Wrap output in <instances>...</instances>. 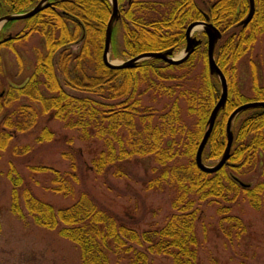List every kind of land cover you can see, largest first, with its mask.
Returning a JSON list of instances; mask_svg holds the SVG:
<instances>
[{
    "label": "trees",
    "instance_id": "1",
    "mask_svg": "<svg viewBox=\"0 0 264 264\" xmlns=\"http://www.w3.org/2000/svg\"><path fill=\"white\" fill-rule=\"evenodd\" d=\"M39 1L0 0V17L24 13ZM50 2L49 7L34 16L13 21L23 24L22 40L33 33L39 35L43 51L35 50V64L23 84L0 90V152L8 147L14 133L31 130L39 115L53 112L65 128L79 130L80 141L95 138L102 142L103 150L91 160V168L97 175L111 173L114 178H121L125 162L133 157L153 156L160 169L146 181L145 188L160 193L166 187L171 188L174 194L170 206L176 213L161 229L138 233L118 225L115 217L98 207L86 192H81L71 205L55 209L26 188L22 197L33 224L48 230L61 224L59 235L78 247L81 264H108L112 248L120 250L126 243L144 244L149 254L169 255L172 264H199L196 198L198 201L220 199L230 204L243 196L250 207L264 214V108L245 110L235 118L229 159L216 173H203L197 169L194 157L210 111L220 95L218 79L208 72L205 37H201L202 44L182 64L151 59L130 69H110L102 60L104 33L111 15L109 0ZM117 2L119 18L113 29L122 30V55L128 58L181 49L185 44L186 26L203 20L204 15L221 32L214 58L226 77L228 96L202 152L204 162L215 163L226 146L225 126L229 115L246 102H264V78L254 62L251 63L250 97L241 93L235 79L236 63L264 34V0H254V13L245 28L236 25L248 14V0ZM5 27L6 24L0 30V40ZM16 39L4 41L0 47L10 46ZM72 46L77 49L73 51ZM198 56L203 70L193 76L192 61ZM173 72L181 74L172 75ZM176 80L190 85V90L179 92L184 110L178 99L166 104L161 113L142 104L143 97L151 102L164 97L171 99L175 87L169 84ZM51 139L52 133L43 129L37 141ZM27 149L19 148L20 151ZM176 158L180 161L174 162ZM69 159L73 161L71 156ZM257 168L263 170L260 172L263 180L255 185L244 183L242 178ZM31 169L49 170L41 166ZM52 173L51 191L73 197L74 185L79 184V179L73 175L68 180L57 171ZM8 178L14 185L10 210L22 220L24 215L15 190L22 179L13 168L8 171ZM222 210H219L222 220L236 235L243 232L241 220L225 215L228 209ZM134 262L145 264L147 255L136 253Z\"/></svg>",
    "mask_w": 264,
    "mask_h": 264
},
{
    "label": "rangeland",
    "instance_id": "2",
    "mask_svg": "<svg viewBox=\"0 0 264 264\" xmlns=\"http://www.w3.org/2000/svg\"><path fill=\"white\" fill-rule=\"evenodd\" d=\"M22 28L21 22H8L4 36L2 35L6 37L10 34L17 39L10 46L0 47V90L23 84L35 64V50L43 51L39 35L33 33L25 40L21 39ZM200 31L195 33L200 34ZM122 34L119 27L113 31L109 51L111 63H121L129 59L122 55ZM76 49V46H72L73 51ZM182 53L183 49L177 50L172 57L177 58ZM252 62L264 78V34L257 38L251 49L236 63L235 79L240 85L241 93L246 97L251 96ZM192 66L193 76L202 72L200 56L193 59ZM180 74L181 72L172 73L178 76ZM169 85L175 87V94L171 99L164 97L158 102H151V99L143 97L142 104L161 113L166 104L178 99L179 106L184 110L185 104L179 101V92L190 90V85L184 80L172 81ZM66 90L80 95L75 91ZM35 107L40 111L38 105L35 104ZM43 129L52 133L50 141H37ZM78 135L79 130L65 128L64 123L57 119L53 112H48L38 116L36 125L31 130L14 133L8 147L0 152V264H81L78 247L60 237L61 224L53 230L33 224L22 197L26 188L39 200L55 209L71 205L81 192H86L98 207L115 217L118 225L138 233L161 229L169 217L176 213L170 206L174 194L171 188L166 187L161 193L145 188L146 181L160 169L154 163L153 156L133 157L125 162L124 176L121 178H114L111 173L97 175L91 168V160L103 150L102 142L95 138L83 142L78 139ZM15 147H18V150L14 151ZM20 147L28 149L20 151ZM64 155H67V158ZM69 156L73 159L72 162ZM176 160L180 161L176 158L174 162H177ZM174 162L172 164H175ZM205 164L211 166L214 162L206 161ZM36 166L49 170L33 171L31 168ZM10 168L22 179L21 184L15 187L18 205L24 215L22 220L10 210L14 189L8 178ZM52 170L65 175L68 180H71L73 175L79 179V184L74 185L73 197H64L51 191ZM261 171V168H257L252 174L243 177L242 181L250 185L257 184L263 180L260 178ZM195 207L199 208V218L195 225L199 264H264L263 211L250 207L243 196H239L230 204L220 199L198 201L196 198ZM222 209H228L225 215L241 220L243 232L239 230L241 233L236 235L229 224L222 220L223 217L219 214ZM138 252L147 255L145 264H172L169 255L149 254L144 244L137 246L131 243H126L120 250L112 248L108 253V264H135L134 256Z\"/></svg>",
    "mask_w": 264,
    "mask_h": 264
},
{
    "label": "water",
    "instance_id": "3",
    "mask_svg": "<svg viewBox=\"0 0 264 264\" xmlns=\"http://www.w3.org/2000/svg\"><path fill=\"white\" fill-rule=\"evenodd\" d=\"M48 1L49 0H41L33 9H31L30 11L26 13L19 14V15H7V16L0 18V28L6 22L14 21V20H23V19H27V18L34 16L41 10L50 6V3H48ZM109 1L111 4L112 11H111V15L107 22L105 33H104V49H103V54H102V60H103L104 65L110 69H130L140 62L150 60V59H159L171 65L182 64L194 52L195 48L202 43L200 39H198L196 36H193V32L197 29H201L202 32L205 34L208 72L211 76H215L218 79V82L220 84V96L209 114V117L207 120V128L202 136L200 143L198 144L195 157H194V162H195L197 169L200 170L201 172L206 173V174L216 173L225 165V163L229 159L230 148H231L232 140H233V133H232L231 127H232V122L235 119V117L239 113L245 110H248V109L264 108V102H249L235 109L229 115L227 122H226V126H225L226 146H225V149L220 159L212 166H207L205 163H203L202 161L203 149L213 129L215 120L219 112L223 109L225 105L227 94H228V88H227V82H226L225 76L223 75L222 71L218 68L214 60V49H215L217 42L221 39L220 31L213 24H211L209 22V18L205 16V19L203 21H193L186 27L185 33H184L185 48L183 50V53L177 58H171L173 50L170 49L165 52L143 53L127 61L121 62V63H111L108 58L109 51H110L111 35H112V29H113L114 23L119 18V13H118L117 0H109ZM248 4H249L248 14L246 15L244 19H242L237 24V27L245 28L252 19L254 9H255L254 0H248Z\"/></svg>",
    "mask_w": 264,
    "mask_h": 264
},
{
    "label": "flooded vegetation",
    "instance_id": "4",
    "mask_svg": "<svg viewBox=\"0 0 264 264\" xmlns=\"http://www.w3.org/2000/svg\"><path fill=\"white\" fill-rule=\"evenodd\" d=\"M9 36L12 37L10 34H7V36H6V37H3V39H4V38H7V37H9ZM12 38H13V37H12Z\"/></svg>",
    "mask_w": 264,
    "mask_h": 264
}]
</instances>
